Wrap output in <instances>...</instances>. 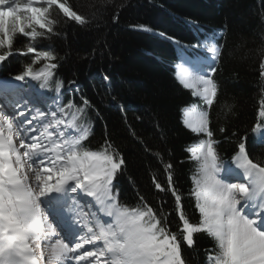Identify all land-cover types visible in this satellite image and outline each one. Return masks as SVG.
<instances>
[{"label":"snow or ice","instance_id":"snow-or-ice-1","mask_svg":"<svg viewBox=\"0 0 264 264\" xmlns=\"http://www.w3.org/2000/svg\"><path fill=\"white\" fill-rule=\"evenodd\" d=\"M54 6L68 19L86 23L62 0H0V62L13 55L17 33L31 41L54 33ZM217 38L210 33L200 41L210 57H184L189 68L177 74L180 84L209 108L218 93L211 75L219 55ZM29 53L35 57L32 64L43 60V66L35 70L29 64L12 80H0V264H186L178 236L191 247L197 233L215 241L210 264H264V161L250 158L244 142L231 163L221 161L209 113L184 111L185 126L205 137L188 149L196 164L189 193L199 213L196 223L184 214L172 182L173 165L155 153L182 223L179 232L173 231L174 219L139 192L135 206L121 203L114 181L125 171L123 156L109 140L97 150L84 145L91 135L90 101H64L62 96L79 86L62 93L64 82L54 80L57 55L31 44L20 51ZM259 116L264 118V107ZM258 142L264 144V133ZM153 183L165 192L155 178Z\"/></svg>","mask_w":264,"mask_h":264},{"label":"trees","instance_id":"trees-1","mask_svg":"<svg viewBox=\"0 0 264 264\" xmlns=\"http://www.w3.org/2000/svg\"><path fill=\"white\" fill-rule=\"evenodd\" d=\"M62 2L86 23L68 19L54 6L50 10L56 21L54 33L35 41L16 35L13 55L0 62V80H12L32 64L34 54H20L29 44L37 50H51L58 57L54 80L64 82L62 93L79 86V91L66 92L63 100L80 103L83 97L91 103L87 113L91 135L84 145L97 150L109 140L125 160V171L114 181L121 203L135 206L139 192L152 207L174 219L170 229L179 232L182 223L175 198L167 189V173L155 155L159 153L173 165L172 182L181 195L184 214L196 223L199 213L189 195L196 164L187 150L205 137L184 128L186 109L209 113L221 161H232L240 142L245 143L250 158L264 161V144L258 142L264 132V118L259 116L264 107V77L260 75L264 0ZM210 33L218 34L220 54L212 74L218 93L209 108L176 82L173 64L185 52L194 54ZM44 63L32 66L38 70ZM257 124L259 132L253 131ZM220 127L225 128L223 133ZM153 178L165 186V192L155 189ZM178 239L186 264H210L208 256L216 251L211 237L194 234L191 247Z\"/></svg>","mask_w":264,"mask_h":264},{"label":"rangeland","instance_id":"rangeland-1","mask_svg":"<svg viewBox=\"0 0 264 264\" xmlns=\"http://www.w3.org/2000/svg\"><path fill=\"white\" fill-rule=\"evenodd\" d=\"M16 35H20L19 33H17ZM21 36V35H20ZM208 53H211L210 51H208V48H207V46H203L201 49H199L198 50V53H197V55H199V56H205V55H207ZM14 83H18V84H21L22 82H14ZM31 83H33V84H35L34 82H31Z\"/></svg>","mask_w":264,"mask_h":264},{"label":"bare ground","instance_id":"bare-ground-1","mask_svg":"<svg viewBox=\"0 0 264 264\" xmlns=\"http://www.w3.org/2000/svg\"><path fill=\"white\" fill-rule=\"evenodd\" d=\"M233 167H234V164H233ZM89 199H91V198H89ZM90 245H86L85 247H89ZM91 247V246H90ZM71 264H75V262L73 261V262H71Z\"/></svg>","mask_w":264,"mask_h":264}]
</instances>
